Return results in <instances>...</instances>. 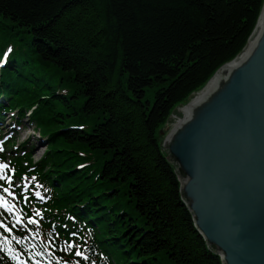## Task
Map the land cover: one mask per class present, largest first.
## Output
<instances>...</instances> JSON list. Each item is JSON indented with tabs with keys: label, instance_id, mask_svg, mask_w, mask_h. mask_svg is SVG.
I'll return each instance as SVG.
<instances>
[{
	"label": "trees",
	"instance_id": "16d2710c",
	"mask_svg": "<svg viewBox=\"0 0 264 264\" xmlns=\"http://www.w3.org/2000/svg\"><path fill=\"white\" fill-rule=\"evenodd\" d=\"M262 1L0 0V53L14 47L0 93L34 108L50 144V212L88 215L113 260L105 264H220L158 131L242 48ZM62 84L68 91L57 97ZM0 264L11 263L0 254Z\"/></svg>",
	"mask_w": 264,
	"mask_h": 264
},
{
	"label": "water",
	"instance_id": "95a60500",
	"mask_svg": "<svg viewBox=\"0 0 264 264\" xmlns=\"http://www.w3.org/2000/svg\"><path fill=\"white\" fill-rule=\"evenodd\" d=\"M158 133L208 249L221 264H264V0L244 47Z\"/></svg>",
	"mask_w": 264,
	"mask_h": 264
},
{
	"label": "rangeland",
	"instance_id": "374dc122",
	"mask_svg": "<svg viewBox=\"0 0 264 264\" xmlns=\"http://www.w3.org/2000/svg\"><path fill=\"white\" fill-rule=\"evenodd\" d=\"M23 125V128L16 129L18 133L17 143H20L21 141H26L27 148L32 150L34 159L39 158L41 155H43L45 151L48 152L50 144H48L46 138H40V134H38V131L34 130L31 125H27L26 122Z\"/></svg>",
	"mask_w": 264,
	"mask_h": 264
},
{
	"label": "bare ground",
	"instance_id": "6f19581e",
	"mask_svg": "<svg viewBox=\"0 0 264 264\" xmlns=\"http://www.w3.org/2000/svg\"><path fill=\"white\" fill-rule=\"evenodd\" d=\"M260 8H261V7H260ZM258 14H259V13H258ZM257 17H258V16H257ZM255 22H256V21H255ZM245 43H246V42H245ZM244 45H245V44H244ZM244 45L242 46V48L244 47ZM242 48H241V49H242ZM241 49H240V50H241ZM240 50H239V51H240ZM239 51H238V52H239ZM238 52H237V53H238ZM237 53H236V54H237ZM236 54H235V55H236ZM221 65H222V64H221ZM65 85H66V84H65ZM65 85L62 84V85H60V86L58 87V88H59V92H58V93L55 92V96L59 97V94H65V92L68 91V89H66V88L64 87ZM66 86H67V85H66ZM67 87H69V86H67ZM188 95H189V94H188ZM176 105H177V104H176ZM176 105H175V106H176ZM175 106H174V108H175ZM174 108H173V109H174ZM170 113H171V112H170ZM29 137H30V136H29ZM26 138H27V137H26ZM46 154H47V153H46ZM46 157H47V156H46ZM166 161H167V159H166ZM167 162H168V161H167ZM177 180H178V179H177ZM178 183H179V181H178ZM120 187H121V185H119V188H120ZM124 204H125V203H124ZM194 227H195V225H194ZM195 228H196V227H195ZM198 233H199V232H198ZM199 234H200V233H199ZM200 235H201V234H200ZM206 249H207L209 252H212V251H210V250L208 249V247H206ZM213 254L216 255V256H218V254H216V253H213ZM218 257H219V256H218ZM219 261H220V258H219ZM220 264H221V261H220Z\"/></svg>",
	"mask_w": 264,
	"mask_h": 264
},
{
	"label": "snow or ice",
	"instance_id": "6c2138e0",
	"mask_svg": "<svg viewBox=\"0 0 264 264\" xmlns=\"http://www.w3.org/2000/svg\"><path fill=\"white\" fill-rule=\"evenodd\" d=\"M11 52V49H9L8 51H6L4 53V56L7 57L9 55V53ZM5 61L3 59H0V64H3ZM0 167H5L4 165H0ZM7 191V190H6ZM5 206H8L5 202Z\"/></svg>",
	"mask_w": 264,
	"mask_h": 264
}]
</instances>
